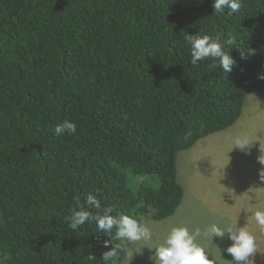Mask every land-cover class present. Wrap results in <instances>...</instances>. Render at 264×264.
<instances>
[{
  "label": "trees",
  "instance_id": "trees-1",
  "mask_svg": "<svg viewBox=\"0 0 264 264\" xmlns=\"http://www.w3.org/2000/svg\"><path fill=\"white\" fill-rule=\"evenodd\" d=\"M212 4L0 0V264H122L131 243L115 231L68 226L89 193L93 213L145 223L178 211L179 152L234 125L248 94L264 96V0L231 16ZM188 35L234 38L232 71L213 58L193 66ZM64 120L76 133L54 135ZM109 239L127 251L104 260Z\"/></svg>",
  "mask_w": 264,
  "mask_h": 264
},
{
  "label": "rangeland",
  "instance_id": "rangeland-1",
  "mask_svg": "<svg viewBox=\"0 0 264 264\" xmlns=\"http://www.w3.org/2000/svg\"><path fill=\"white\" fill-rule=\"evenodd\" d=\"M238 138H247L251 144L243 151L233 148ZM259 157L264 159V96L248 94L234 125L179 152L178 178L185 188L181 206L164 221L148 216L144 224L151 230L153 240L131 243L122 264H153L150 257L154 249L149 248L162 244L174 226L200 228L203 233L212 223L220 226L237 223L240 227L247 219L251 220L249 228L262 252L255 255V264H264V231L251 219L253 211L264 209V175L261 176L264 164L259 162ZM133 178L138 183L145 179ZM197 243L209 254L208 264H214L220 253L225 260H232L224 251L232 243L227 235L212 239L202 234Z\"/></svg>",
  "mask_w": 264,
  "mask_h": 264
},
{
  "label": "clouds",
  "instance_id": "clouds-1",
  "mask_svg": "<svg viewBox=\"0 0 264 264\" xmlns=\"http://www.w3.org/2000/svg\"><path fill=\"white\" fill-rule=\"evenodd\" d=\"M212 7L214 13H225L227 9V15L231 16L241 10L242 0H213ZM186 40L188 45H190V63L193 66H198L200 61L207 58H213L218 61L217 66L224 72L230 73L232 71L236 61L232 58L230 52L224 49L226 46L233 48L231 46L236 42L234 38H229L226 45L221 42L219 37L214 39L209 35H188ZM255 54V49L249 48L247 50L248 56ZM242 58H244L243 53ZM258 79L264 80V73L259 74ZM76 131V124L70 120H64L62 123L55 125L53 129V133L56 136L66 133L74 134ZM250 144L251 142L247 138H238L234 141L233 148L237 147L243 151ZM258 159L261 164H264V159H261V157ZM262 175H264V171L261 172ZM77 207L79 210H74L66 218L71 229H79L86 223H95L100 232L107 236H110L115 231L116 240H122L127 243L153 240L151 230L144 222L136 218L124 214L112 215L111 213L114 211L112 207L104 208L102 214L99 211L93 213L88 210L89 207H94L97 210L102 207L100 200L91 193L87 195L84 204L77 200ZM251 219H254L259 229L264 231V209L253 211ZM250 223V219H247L246 224L240 227L237 226V223L226 226L212 223L203 233L200 228L190 230L186 226H174L169 230L162 244L152 248L148 247L149 249H154L150 259L153 264H208L209 254L197 243L198 237L203 234L210 235L213 239V237L224 238L227 235V238L232 243L224 251L231 255L232 260H225L220 253V257L214 264H224L225 261H227V264H255V255L262 252L259 250L256 236L249 228ZM109 244L113 246L103 254L104 260L118 258L120 253L127 251L125 245L113 243L110 239L105 241V247Z\"/></svg>",
  "mask_w": 264,
  "mask_h": 264
}]
</instances>
